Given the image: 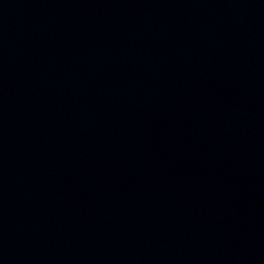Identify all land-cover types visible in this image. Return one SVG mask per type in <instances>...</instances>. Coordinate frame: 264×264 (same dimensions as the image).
<instances>
[{
	"label": "water",
	"instance_id": "95a60500",
	"mask_svg": "<svg viewBox=\"0 0 264 264\" xmlns=\"http://www.w3.org/2000/svg\"><path fill=\"white\" fill-rule=\"evenodd\" d=\"M0 264H264V0H0Z\"/></svg>",
	"mask_w": 264,
	"mask_h": 264
}]
</instances>
